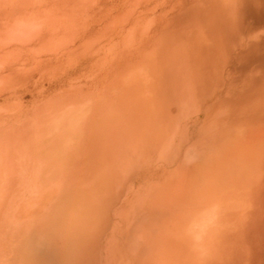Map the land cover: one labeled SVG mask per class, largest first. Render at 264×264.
<instances>
[{
  "label": "rangeland",
  "instance_id": "1",
  "mask_svg": "<svg viewBox=\"0 0 264 264\" xmlns=\"http://www.w3.org/2000/svg\"><path fill=\"white\" fill-rule=\"evenodd\" d=\"M0 193L7 264H264V0H0Z\"/></svg>",
  "mask_w": 264,
  "mask_h": 264
},
{
  "label": "crops",
  "instance_id": "2",
  "mask_svg": "<svg viewBox=\"0 0 264 264\" xmlns=\"http://www.w3.org/2000/svg\"><path fill=\"white\" fill-rule=\"evenodd\" d=\"M5 182H7V180H5ZM8 198L9 197H7V194L0 193V264H7L8 244L6 232L8 231V225H18L24 218L21 210L19 212L16 207H11L8 209ZM38 209L39 205L37 208L32 209V214H34L33 211L37 212Z\"/></svg>",
  "mask_w": 264,
  "mask_h": 264
},
{
  "label": "clouds",
  "instance_id": "3",
  "mask_svg": "<svg viewBox=\"0 0 264 264\" xmlns=\"http://www.w3.org/2000/svg\"><path fill=\"white\" fill-rule=\"evenodd\" d=\"M202 239H203L202 236L201 237H197V243L199 244Z\"/></svg>",
  "mask_w": 264,
  "mask_h": 264
},
{
  "label": "bare ground",
  "instance_id": "4",
  "mask_svg": "<svg viewBox=\"0 0 264 264\" xmlns=\"http://www.w3.org/2000/svg\"><path fill=\"white\" fill-rule=\"evenodd\" d=\"M110 206V205H109ZM101 215H100V213H99V217H100ZM100 221V220H99ZM86 231H87V229H86ZM85 233V232H84ZM88 240V239H87ZM59 264V263H58Z\"/></svg>",
  "mask_w": 264,
  "mask_h": 264
}]
</instances>
